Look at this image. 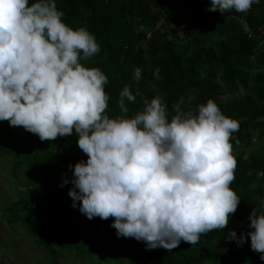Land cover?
<instances>
[{"label": "trees", "instance_id": "1", "mask_svg": "<svg viewBox=\"0 0 264 264\" xmlns=\"http://www.w3.org/2000/svg\"><path fill=\"white\" fill-rule=\"evenodd\" d=\"M210 4L56 0L62 19L73 28L85 26L99 44V52L82 63L108 77L104 87L110 117L121 114L119 93L128 85L136 96L127 102L128 116L159 93L169 119L181 100V110L195 114L198 105L213 98L224 114L238 120L230 140L237 160L230 186L240 201L229 223L201 234L195 244L181 240L173 249H150L143 240L118 236L115 217L89 219L79 210L80 201L73 207L74 165L87 160L75 129L41 140L23 126L0 120V158L10 164L13 182L22 188L4 209L6 221L49 254L43 264H264L247 236L250 213L255 207L264 211V0L246 12L209 11ZM157 68L160 78L154 75ZM18 129L23 134H16ZM231 229L237 237L245 234L242 244L229 238ZM0 264L14 263L0 258Z\"/></svg>", "mask_w": 264, "mask_h": 264}, {"label": "clouds", "instance_id": "2", "mask_svg": "<svg viewBox=\"0 0 264 264\" xmlns=\"http://www.w3.org/2000/svg\"><path fill=\"white\" fill-rule=\"evenodd\" d=\"M253 3L259 0H211L208 10L246 12ZM63 16L56 0H0V120L41 140L75 129L87 160L74 165L73 207L80 201L89 219L115 217L118 236L173 249L224 229L240 201L230 186L238 120L213 98L195 114L181 110V100L169 119L159 93L128 116L127 102L136 99L128 85L119 93L121 114L110 117L108 77L82 63L99 44L85 26L73 28ZM154 75L160 78L158 68ZM140 78L137 67L134 79ZM249 220L251 248L264 260V211L255 207ZM229 238L242 244L246 236L231 229Z\"/></svg>", "mask_w": 264, "mask_h": 264}, {"label": "rangeland", "instance_id": "3", "mask_svg": "<svg viewBox=\"0 0 264 264\" xmlns=\"http://www.w3.org/2000/svg\"><path fill=\"white\" fill-rule=\"evenodd\" d=\"M18 130L16 134L19 132L23 134L21 129ZM10 168V164L0 158V258L14 264H43V261H48L49 254L36 247L31 238L23 235L21 229L16 228L18 234L15 233L13 228L15 225H10L6 221L4 209L8 201L22 193L20 185L13 182ZM75 261L71 260L67 264H77ZM89 263L90 261L85 264Z\"/></svg>", "mask_w": 264, "mask_h": 264}]
</instances>
